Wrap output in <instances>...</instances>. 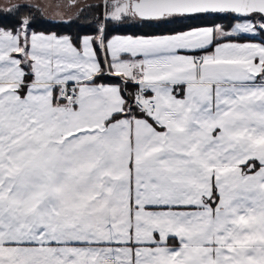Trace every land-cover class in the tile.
<instances>
[{
    "label": "snow or ice",
    "instance_id": "obj_1",
    "mask_svg": "<svg viewBox=\"0 0 264 264\" xmlns=\"http://www.w3.org/2000/svg\"><path fill=\"white\" fill-rule=\"evenodd\" d=\"M99 7L0 26V264H264V0Z\"/></svg>",
    "mask_w": 264,
    "mask_h": 264
},
{
    "label": "trees",
    "instance_id": "obj_2",
    "mask_svg": "<svg viewBox=\"0 0 264 264\" xmlns=\"http://www.w3.org/2000/svg\"><path fill=\"white\" fill-rule=\"evenodd\" d=\"M101 4L88 7L84 9L77 20L74 21H52L44 19L40 16L39 11L36 8H32L31 11L28 9H23L19 13L15 11L11 12L9 15H5L0 12V26L11 27L17 19H21L24 16L31 15L35 18V24L33 31L44 32V33H55L57 35H69L73 39L77 37H82L84 35H93V29L97 26V21L99 20L103 9L99 7ZM131 23V22H129ZM115 29H120L121 26L115 22H112ZM111 29V26H109ZM131 32L126 30H110V35H130Z\"/></svg>",
    "mask_w": 264,
    "mask_h": 264
},
{
    "label": "rangeland",
    "instance_id": "obj_3",
    "mask_svg": "<svg viewBox=\"0 0 264 264\" xmlns=\"http://www.w3.org/2000/svg\"><path fill=\"white\" fill-rule=\"evenodd\" d=\"M59 2H61V0H0V9H4L0 12L5 15L6 14L9 15L11 12H8L6 10L7 6L11 4H16V3H29V4L38 5V7H35V8L39 11L40 16H42L43 18L45 17L47 20L52 19L53 21L54 19L56 21L69 22V21L77 20L78 16L84 9L101 4L102 0H91L87 2H80L79 0L80 8L79 9H76V8L64 9V12L67 14L63 15V18H61V13L59 9H54L50 7V5H52L53 3H59Z\"/></svg>",
    "mask_w": 264,
    "mask_h": 264
},
{
    "label": "flooded vegetation",
    "instance_id": "obj_4",
    "mask_svg": "<svg viewBox=\"0 0 264 264\" xmlns=\"http://www.w3.org/2000/svg\"><path fill=\"white\" fill-rule=\"evenodd\" d=\"M87 1H91V0H80V2H87ZM79 2V0H78Z\"/></svg>",
    "mask_w": 264,
    "mask_h": 264
},
{
    "label": "crops",
    "instance_id": "obj_5",
    "mask_svg": "<svg viewBox=\"0 0 264 264\" xmlns=\"http://www.w3.org/2000/svg\"><path fill=\"white\" fill-rule=\"evenodd\" d=\"M44 18H45V17H44ZM45 19H46V18H45ZM50 20H52V19H50ZM53 21H56V20L53 19Z\"/></svg>",
    "mask_w": 264,
    "mask_h": 264
}]
</instances>
